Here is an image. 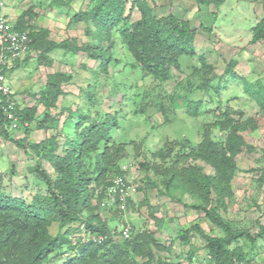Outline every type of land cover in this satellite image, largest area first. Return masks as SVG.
Returning <instances> with one entry per match:
<instances>
[{"label": "rangeland", "instance_id": "rangeland-1", "mask_svg": "<svg viewBox=\"0 0 264 264\" xmlns=\"http://www.w3.org/2000/svg\"><path fill=\"white\" fill-rule=\"evenodd\" d=\"M6 1L15 17L30 11L26 21L30 31L47 28L53 39H68L82 50L58 49L44 54L32 46L25 59L16 61L11 85L20 112L32 119L25 124L21 120L18 129L0 122V195L26 203L49 196L47 175L55 179V169L41 156L38 146L43 141H55L57 153L67 155L81 130L109 113L117 116L118 125L112 129L108 144L125 147L126 154L118 164L135 189L124 203L112 201L102 183L98 186L92 182L90 188L104 191L100 196L96 192L92 209H84L81 219L64 227L60 222L50 223L52 235L66 234L73 243L90 240L99 230H88L86 222L97 216L93 223L114 234L109 246L127 251L129 264H218L207 240L196 230L190 233L189 243L179 239L180 231L194 224L209 235H226L197 207L201 204L216 208L234 230L257 235L264 226V102L247 88L256 82L264 87V39L253 41L254 29L264 19V0H215L210 4L197 0H111L113 8L120 2L122 14L104 30L91 18L81 16L95 9L100 0ZM141 10L157 18L176 15L197 30L195 52L180 57L179 67L167 81L145 75L124 42L122 29L140 20ZM89 44L93 50L102 47L105 56L94 58L84 49ZM106 57L111 60L104 72L101 66ZM202 58L210 68H203ZM230 64L238 77L227 75ZM57 72L73 77L62 83V93L54 105H49L42 101V90L50 74ZM196 102L195 114L192 106ZM226 110L243 124L240 135L245 143L230 159L234 164L232 195L225 198V206L217 205L214 193L211 198L199 197L202 192H189L182 183L168 187L165 168L176 160L175 153L183 146L186 153L196 148L204 140L206 129L211 130L213 143L226 145L231 130L219 124ZM46 115L51 116L48 121ZM162 151L171 155L164 160L158 153ZM87 165L94 170L89 159ZM192 165L205 177L216 174L207 161L194 156L180 163L182 167ZM91 175L99 176L96 171ZM117 175L109 168L105 177L113 180ZM126 227L130 229L127 238L120 234ZM140 234L151 237L144 255L126 244ZM226 248H240L245 255L244 259L234 256L237 259L232 264H264V236L255 242L240 238ZM62 251L74 255L69 243ZM53 256L42 264H57Z\"/></svg>", "mask_w": 264, "mask_h": 264}, {"label": "trees", "instance_id": "trees-1", "mask_svg": "<svg viewBox=\"0 0 264 264\" xmlns=\"http://www.w3.org/2000/svg\"><path fill=\"white\" fill-rule=\"evenodd\" d=\"M200 4L214 3L215 0H197ZM116 7H112L111 0H100L98 6L88 14L82 13V19L91 18L97 22L101 30H104L106 24H115L117 16H121L116 2ZM142 18L122 29L124 42L131 55L145 75L153 76L160 81H167L174 76V68L179 67V59L182 55H191L195 52V39L197 30L193 28L189 21L179 19L176 15L157 18L147 10H141ZM29 10L23 12L16 22L19 29H27V15ZM205 27V26H204ZM32 46L41 50L44 54H49L54 50L64 49L68 52H78L82 48L73 44L70 40H55L47 28H39L30 31ZM264 39V19L254 29L253 41L257 42ZM94 58L104 57V50H93L92 44L84 48ZM109 55H107L108 57ZM102 60V70L107 71L110 58ZM17 61V60H16ZM47 62H51L49 59ZM203 68L210 66L205 58H202ZM16 67V62L15 66ZM227 75L230 78L238 77L234 71V66H228ZM14 69V68H13ZM72 74L66 72H57L50 74L48 83L42 90V101L49 105H54L59 94L62 93V83L70 81ZM264 88L260 82L248 84L247 90L256 99H263ZM199 103L192 106L193 113H197ZM19 121L22 124L31 121L29 114L21 113L15 109ZM35 112L34 111L32 113ZM225 118L219 122L221 128H230L231 132L226 145L213 143L211 140V130L206 129L204 140L191 152H176V160L170 163L165 169L169 178L165 184L176 185L182 183L189 192L199 193L211 198L216 194L218 206H225V198L231 196L232 189L230 185V176L234 172V164L231 157L239 152L241 146L245 143L240 135L243 126L236 118H233L229 111L223 112ZM242 116V114L240 113ZM50 115H46L48 121ZM8 118L1 115V122ZM10 122V120H8ZM118 125L116 115L106 113L103 118L95 119L90 125L85 126L78 135L75 142H72L68 148L67 155L57 153L59 146L57 142L43 141L39 146L41 156L52 163L55 169V176L47 175L50 183L49 196L42 197L37 202L26 203L23 200H17L0 195V264H42L44 261L53 260L57 264H129L130 258L128 252L121 250V246H109L113 238L110 231L104 226L94 224L97 216H91L90 221L86 222L87 229L97 231L95 237L103 234L105 239L85 240L73 243L66 234L59 233L54 236L50 233L49 224L60 222L62 227L81 219V213L84 209H92V199L98 191V196L102 195L97 187L90 188L92 182L101 184L107 188L111 180L107 179L106 173L109 168H113L118 174H125L118 162L126 154V149L121 143L108 144L107 140H112L111 131ZM107 142V143H106ZM103 148V149H101ZM171 151V149L169 148ZM166 160L170 153L166 151L158 152ZM229 153V154H228ZM200 158L207 161L216 170L213 176L201 175L196 166H180L182 161L188 157ZM93 164L94 170L87 165V160ZM112 165V166H111ZM156 165V164H155ZM154 165V166H155ZM157 167V166H156ZM98 172L97 178L90 173ZM164 172V174H165ZM165 175V176H167ZM225 181V183H222ZM198 208L205 211L207 218L216 226L223 229L226 233L223 237L207 234L203 228L194 224L190 229L180 231V240L189 243L190 233L196 230L207 240V247L211 256L218 264H232L235 257L244 259L245 255L240 248L232 250L226 248L234 241L245 238L255 242L258 237L264 236V226L256 236L248 231H236L227 223L216 208H208L201 204ZM82 227V226H81ZM80 227V228H81ZM79 228V229H80ZM97 229V230H96ZM70 231H74L70 229ZM107 236V238H106ZM151 237L146 234L138 235L134 240L126 242L134 246L137 254L144 255L148 252V243ZM69 243L74 255L65 254L62 250L65 244ZM193 255V253L191 254ZM235 256V257H234ZM235 258V259H237Z\"/></svg>", "mask_w": 264, "mask_h": 264}, {"label": "built area", "instance_id": "built-area-1", "mask_svg": "<svg viewBox=\"0 0 264 264\" xmlns=\"http://www.w3.org/2000/svg\"><path fill=\"white\" fill-rule=\"evenodd\" d=\"M5 5L6 1L0 0V71L6 67L10 68L16 57L25 56L30 49L29 36L14 28V25L3 11ZM3 81H5V76L0 74V92L9 96L6 102L7 104H3L2 115L12 122L14 128H17L19 122L15 112L16 102L10 99L12 90L10 87L3 85ZM134 189L123 176H117L114 183L109 186L107 192L108 196L112 197V201L119 200L125 202ZM129 235L130 229L125 228L123 230V236L128 237ZM103 238L102 235L95 237V239L100 241Z\"/></svg>", "mask_w": 264, "mask_h": 264}, {"label": "clouds", "instance_id": "clouds-1", "mask_svg": "<svg viewBox=\"0 0 264 264\" xmlns=\"http://www.w3.org/2000/svg\"><path fill=\"white\" fill-rule=\"evenodd\" d=\"M6 1V0H5ZM6 6H7V1H6V5H5V8H6ZM4 8V9H5ZM4 11V10H3ZM5 13V12H4ZM6 15V14H5ZM7 16V15H6ZM10 20V19H9ZM10 22L14 25V28H16L17 30H19V32H24V33H26L28 36H29V38H30V33H29V30H27V29H19V28H17L16 27V22H13V21H11L10 20ZM33 51V49H32V44H31V38H30V49H29V51H28V53L27 54H25V56H22V57H16L15 59H14V61H13V64H12V66L9 68V67H6V68H4L3 70H1L0 71V74H3L4 76H5V81H3V85H5V86H8V87H10V89L12 90V93L10 94V99H12V100H14L15 102H16V108L15 109H19L18 108V101H17V99H16V97H15V95H16V91L13 89V87H12V82H11V79H12V76H11V72H12V69L14 68V66H15V62H16V60H23V59H25L26 57H27V55H29V53H31ZM8 97L9 96H7V95H5V94H3L2 92H0V122H1V115H2V111H3V104H5L6 102H7V99H8ZM7 104V103H6ZM16 115H17V113H16ZM17 117H18V115H17ZM18 122H19V126L17 127V128H14L13 126H12V122L10 121V122H8V120L7 121H3L2 123H5V124H9L10 125V127L11 128H13V129H18L20 126H21V124H20V121H19V118H18ZM125 170H127V168H125ZM117 176H123L126 180H128V182L129 183H131V181H130V179H128V177H126V175L125 174H119V175H117ZM116 176V177H117ZM115 177V178H116ZM115 178L113 179V180H111V182H110V184L107 186V191H108V188H109V186L110 185H112L113 183H114V180H115ZM106 194L108 195V192H106ZM128 200V198L126 199V201ZM117 201H119V200H117ZM125 201V202H126ZM124 202V203H125ZM126 228H128V227H126ZM125 229V228H124ZM123 229V230H124ZM123 230L120 232V234H121V236H123ZM100 235H102L104 238L101 240V241H103L104 239H105V235H103V234H100ZM100 235H98V236H100ZM98 236H96V237H98ZM112 236L114 237V234H112ZM130 236V235H129ZM128 236V237H129ZM124 237V236H123ZM93 238L95 239V235L93 236ZM106 238H107V236H106ZM125 238H127V237H125ZM100 241V240H99ZM100 241V242H101Z\"/></svg>", "mask_w": 264, "mask_h": 264}, {"label": "crops", "instance_id": "crops-1", "mask_svg": "<svg viewBox=\"0 0 264 264\" xmlns=\"http://www.w3.org/2000/svg\"><path fill=\"white\" fill-rule=\"evenodd\" d=\"M9 2H7V4H8ZM16 2H14V4H15ZM14 4H12V5H14ZM9 5V4H8ZM8 5L6 6V8L4 9V12H5V14L7 15V17L11 20V21H13V22H17V20L19 19L18 17H15L13 14H12V12H11V9L8 7ZM15 5H21V4H15ZM16 7L15 6H12V9L13 10H16L15 9ZM31 22H33V21H31ZM37 22V21H36ZM36 22H35V24H36ZM47 27V26H46ZM27 30H29V29H27Z\"/></svg>", "mask_w": 264, "mask_h": 264}]
</instances>
